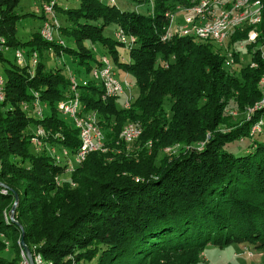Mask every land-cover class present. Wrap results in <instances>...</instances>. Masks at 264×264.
Listing matches in <instances>:
<instances>
[{"label": "trees", "instance_id": "trees-1", "mask_svg": "<svg viewBox=\"0 0 264 264\" xmlns=\"http://www.w3.org/2000/svg\"><path fill=\"white\" fill-rule=\"evenodd\" d=\"M21 1L0 0V35L8 47L39 51L41 58L47 49L63 50L88 79L100 65L92 50L98 45L118 70L129 73L139 94L124 109L118 99H103L96 82L79 86L85 112L98 115L107 151L89 154L71 181H62L68 164L46 149L34 151L31 128L43 127L48 145L78 151L79 131L58 109L71 97L70 78L61 68L48 70L43 60L31 73L0 53L7 64V96L0 105V183L8 189L4 195L0 188V236L12 243L0 237V264H20L23 233L30 250L36 247L52 264H199L208 246L264 248V107L249 113L264 99V62L258 53L246 63L235 52L230 67L225 52L213 43L180 36L164 41L174 0H154L149 15L102 0H80L61 13L58 6L57 14L68 23L60 31L74 45L45 41L43 24L24 42L17 37ZM108 28L123 31L134 40L131 46L106 36ZM248 32L235 34L229 46L244 41ZM260 32L263 37L264 10ZM123 51L129 55L126 61ZM34 93L48 107L42 120L23 107L36 99ZM232 110L249 117L231 123ZM133 122L141 124L142 135L124 143L121 132ZM259 125L262 133L253 135ZM246 140L254 141L251 150L233 149L245 150L243 155L226 149ZM174 148L177 153H167ZM15 195L20 225L3 217ZM10 246L13 260L5 256Z\"/></svg>", "mask_w": 264, "mask_h": 264}, {"label": "built area", "instance_id": "built-area-1", "mask_svg": "<svg viewBox=\"0 0 264 264\" xmlns=\"http://www.w3.org/2000/svg\"><path fill=\"white\" fill-rule=\"evenodd\" d=\"M49 1V2H48ZM43 3L44 14L50 15L51 20H46L40 29L41 37L49 43L64 44L60 38V23L54 13L55 0H48ZM115 3V0H110ZM264 0H193L188 7L180 8V13H184L180 23H176V16L167 14L168 26L166 27L163 40L172 39L175 36L192 37L201 42L213 43L221 48L226 54V63L230 67L235 66L233 53L237 52L241 61L245 59L242 53H247L251 58L258 53L264 62V36L261 37L260 25L263 22ZM249 28L247 38L235 45H230L231 37L239 32H244ZM116 39L126 45L131 46L134 41L124 34L123 31H116ZM252 47V50H249ZM6 44V39L0 35V53L10 50ZM15 51V64L20 68H26L34 73L40 57L37 52H31L27 48H17ZM123 61H126L124 58ZM251 63V61H250ZM256 67L255 63L251 64ZM71 97L62 101L58 109L65 120L79 131L80 148L72 154L66 148H59L56 145H48L46 139L48 133L43 127H36L32 132L31 144L34 151L41 153L44 149L58 162H66L68 170L73 171L75 167L82 165L89 154L93 152H106L105 135L98 125V115L95 112H85L79 96V86H87L88 81H94L103 89V99L115 98L123 100L120 105L124 109L130 108L134 98V89L129 73L121 74L120 70L113 64L108 56L100 58V65L94 67L89 75V79H77L70 74ZM6 77L0 74V105L6 101ZM264 87V77L260 82ZM35 100L31 103H23L24 109L33 114L35 119L42 120L48 112V107L39 100V95L34 93ZM124 97V99L122 98ZM264 107V99L258 103L249 113H253ZM47 110V111H46ZM142 135V126L138 122L129 123L121 132L120 139L124 143L132 144ZM73 157V158H71ZM2 194L7 195L8 189L2 188ZM8 220L9 218L6 217ZM14 222V221H13ZM35 251V252H34ZM32 252V251H31ZM250 257L252 253H248ZM20 264H31L24 249L21 254ZM34 264H52L46 261L43 256L32 252ZM72 264H77L73 262Z\"/></svg>", "mask_w": 264, "mask_h": 264}, {"label": "rangeland", "instance_id": "rangeland-1", "mask_svg": "<svg viewBox=\"0 0 264 264\" xmlns=\"http://www.w3.org/2000/svg\"><path fill=\"white\" fill-rule=\"evenodd\" d=\"M55 1L56 3L54 5V13L57 16V19L60 25L63 27L68 26V23L66 22L65 18L57 14L56 7L58 6L60 7L57 10L59 13H61V8L71 9V8H75L79 6L80 0H55ZM102 1L108 4H117L120 10L122 11L138 12V13H143L147 15L152 14L153 12L154 0H115L116 3H111L110 0H102ZM192 1L193 0H174L172 2V5H171L172 7L169 13L176 16L175 18L176 23H180V20L182 19L184 15V13L179 12L180 8L188 7ZM17 13L20 17V21L18 23L17 37L21 41L26 42L31 38V36L34 33L39 32L38 30L39 27L45 22V21L43 22V19H42V17L46 16L43 11V3L40 0H22L20 5L17 8ZM46 18H48V20H51L50 15H47ZM59 35L62 41L64 42V44L61 46H66V45L73 46L74 45V40L72 38L66 37L62 31H59ZM105 35L116 38V31H114V29L112 28H108L105 31ZM92 50H93L95 57L97 58H101L102 56H105L102 48L99 47L98 45L93 47ZM34 52H37L38 55L40 54L39 51H34ZM123 55L126 56V60H128L129 55L125 53L124 51H123ZM39 57H40L39 60H43V62L46 64V67L48 70H53V68L57 67V68L63 69V71L66 73V75H68L69 78L71 77L70 74L73 75L77 79V81H79L82 78L80 74L78 73V71H76L78 67L77 60L73 56L67 55V53H65L63 50H60L59 52H57L55 49H47L45 53L43 54L42 58L41 56ZM242 57L245 59L246 63L250 62L251 60L250 57L247 56V53L245 52L242 53ZM3 58L12 63H15L14 49L5 50L3 52ZM170 61H173V58H170ZM159 62L160 64L161 63L164 64L162 58H160ZM6 65H7L6 62L0 60V74L5 77L7 76V73L5 70ZM237 66L238 67H236V72L239 69V65ZM130 81L134 87V89L132 90L133 95L137 96L139 94V90L137 86L135 85L134 80L130 79ZM122 98L124 99V97ZM118 103L119 105H122L124 102L123 100H119ZM244 114L245 115L242 116L241 113L232 110L228 112V117L230 118L231 123H234V121H237V120L239 121V118L244 119V118L249 117L248 116L249 113L245 112ZM263 122H264V117H263ZM263 130H264V126H263ZM33 131H35V127L31 128V132ZM257 133H262V127L260 125L254 129L252 134L255 135ZM261 139L262 137L260 138L258 137V138H255L254 140L260 141ZM242 145L246 146L244 147L246 148V150L248 149L251 150L254 147V141L249 142L248 140H246L244 143H240L237 141V142L230 143L229 145H227L226 149L229 151H233V152L235 151L236 153L235 155L240 156L245 153V150L241 151V150H233V149H237L239 146L241 147ZM177 149L178 148L168 150L167 153L168 154L177 153L178 152ZM130 150L131 151L133 150L132 146H130ZM73 171L67 170L59 178L62 181L69 182L71 181V176H72ZM72 185L75 186L74 182ZM13 206L14 204H12L11 209H7V208L4 209L3 217L7 223H15V221L18 222L16 219V215H15L16 211L14 213L12 212ZM6 217H8L9 219L7 220ZM0 237L5 242L10 243V241L6 237H2V236ZM10 244L12 245V243ZM10 247H11V250L6 252L5 256L9 260H13L14 258H16V253L12 249V246ZM34 249H36V247ZM20 251L22 254V251H23L22 247L20 248ZM248 253H252L253 256L250 257ZM89 264H95V262L93 261L92 263H89ZM199 264H264V248L258 249L254 246H251L249 244H243V243L242 244L232 243L225 247L208 246L202 252L201 261Z\"/></svg>", "mask_w": 264, "mask_h": 264}, {"label": "water", "instance_id": "water-1", "mask_svg": "<svg viewBox=\"0 0 264 264\" xmlns=\"http://www.w3.org/2000/svg\"><path fill=\"white\" fill-rule=\"evenodd\" d=\"M264 88V87H263ZM262 88V90H263ZM257 105V104H256ZM255 105V106H256ZM255 108V107H254ZM203 146V145H202ZM0 188H4V189H7V187L5 185H3L2 183H0ZM18 203H19V196L18 195H15V203H14V206H13V209H12V212L14 213L16 211V208L18 206ZM15 223L17 225H20L18 222L15 221ZM20 245L21 247L24 249L25 253L27 254L28 258H29V261L31 264H34L33 262V257H32V252L30 250V248L26 245L25 241H24V233L22 235V239H21V242H20Z\"/></svg>", "mask_w": 264, "mask_h": 264}, {"label": "crops", "instance_id": "crops-1", "mask_svg": "<svg viewBox=\"0 0 264 264\" xmlns=\"http://www.w3.org/2000/svg\"><path fill=\"white\" fill-rule=\"evenodd\" d=\"M115 3H116V1H115ZM115 5L119 8V6L117 4H115ZM120 72H122V74L124 73L122 70Z\"/></svg>", "mask_w": 264, "mask_h": 264}]
</instances>
